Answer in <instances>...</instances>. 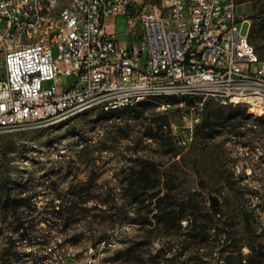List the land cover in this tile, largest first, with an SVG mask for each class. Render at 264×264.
<instances>
[{
  "label": "rangeland",
  "instance_id": "obj_1",
  "mask_svg": "<svg viewBox=\"0 0 264 264\" xmlns=\"http://www.w3.org/2000/svg\"><path fill=\"white\" fill-rule=\"evenodd\" d=\"M235 2L239 28L256 30L251 40L264 59V0ZM117 19L129 39L126 16ZM180 98L0 128V181L27 197L0 205V264H152L153 255L183 250L164 262L264 264V115L216 102L220 117L206 127L204 111L195 122L189 107L158 108L192 103ZM143 166L147 180L132 194L127 184ZM211 195L226 235L208 229Z\"/></svg>",
  "mask_w": 264,
  "mask_h": 264
},
{
  "label": "built area",
  "instance_id": "obj_2",
  "mask_svg": "<svg viewBox=\"0 0 264 264\" xmlns=\"http://www.w3.org/2000/svg\"><path fill=\"white\" fill-rule=\"evenodd\" d=\"M236 9L235 0H0V128L167 84L192 103L158 108L189 107L195 122L210 100L264 106V59ZM120 16L129 39L112 20Z\"/></svg>",
  "mask_w": 264,
  "mask_h": 264
},
{
  "label": "trees",
  "instance_id": "obj_3",
  "mask_svg": "<svg viewBox=\"0 0 264 264\" xmlns=\"http://www.w3.org/2000/svg\"><path fill=\"white\" fill-rule=\"evenodd\" d=\"M260 19H261V33L264 35V8L262 9H258V14H257ZM252 34V35H251ZM249 35H250V38L252 36L253 39H255V35H256V30H254V28L252 29V32H251V26H250V31H249ZM252 41V40H251ZM257 49V48H256ZM258 51V50H257ZM259 53V52H258ZM260 55V53H259ZM261 57V55H260ZM262 58V57H261ZM170 100L173 102V103H176L179 101L178 98H170ZM183 99H181L182 101ZM220 107H223V105H219L215 102V101H208L206 106H205V109H204V117H203V126L205 125L206 127L210 126V124H212V122H214V120L216 118H219V110H220ZM230 107L232 108L233 105L231 104ZM104 113H108V112H104ZM111 113V112H109ZM259 119H263L264 120V117H261ZM156 135L158 137H163L166 135L164 129H163V124H160L158 125V127H156ZM139 175L137 178H134L133 180H130L127 184V187L129 188V191L132 193V194H136L137 191L140 189L138 183L140 182H145L147 180V176L149 174V171L147 170L146 166H143L141 168V170L138 172ZM10 184V181L9 179H1L0 181V185H1V189H0V205H2L3 208H10V207H14L16 208L17 205H18V201L19 200H22V201H25L27 199V197H20L19 196H14L12 193H11V188H9ZM136 197V196H135ZM134 200H137L135 198H133ZM211 209H212V212H213V217L211 218V224L210 226H208V229H211L213 228L216 232V234L218 236H221V234H225V231L224 229L221 228V225H219V223H217V221L214 219V217H217L220 215V212H221V209L219 207V205H212L211 206ZM21 225H24V221L21 223ZM229 238H231V232L228 231L227 232V236H226V239H224L225 242H227V240H229ZM221 240V238L219 239ZM132 252V250L130 248L127 249L126 251V254H128L127 256L130 255V253ZM184 250L179 253H174L170 258L169 257H165V258H159V255H153L151 258L152 260V264H169L168 262L165 263L164 261H168V260H171V259H174V257H179L183 254ZM163 259V260H162ZM133 264V263H131Z\"/></svg>",
  "mask_w": 264,
  "mask_h": 264
},
{
  "label": "bare ground",
  "instance_id": "obj_4",
  "mask_svg": "<svg viewBox=\"0 0 264 264\" xmlns=\"http://www.w3.org/2000/svg\"><path fill=\"white\" fill-rule=\"evenodd\" d=\"M65 2L66 0H57V4H65ZM52 22H54V13H44L43 23H52ZM65 71H72V64H65ZM168 96L181 97L183 99L181 102L187 99L192 101V96L186 95V92L174 91V84L158 85L157 87L149 88L148 91H144L142 92V94L136 97L123 99V100H112L110 102V105L108 106H106V101H88V103L83 105V107H80V105H73V108L71 109L69 114H66L64 116H57L52 121H61V120L70 119L87 109L99 108L100 110L109 113L125 107L136 105L144 100H150L154 98L168 97ZM221 104H229V103H221ZM235 104H246L248 105V107L254 109L256 112H259L264 115V106L257 108L256 106L252 105L249 102H239Z\"/></svg>",
  "mask_w": 264,
  "mask_h": 264
},
{
  "label": "water",
  "instance_id": "obj_5",
  "mask_svg": "<svg viewBox=\"0 0 264 264\" xmlns=\"http://www.w3.org/2000/svg\"><path fill=\"white\" fill-rule=\"evenodd\" d=\"M210 199H211V204L212 205H216L219 202L218 199H217V197H215L213 195L210 196Z\"/></svg>",
  "mask_w": 264,
  "mask_h": 264
},
{
  "label": "crops",
  "instance_id": "obj_6",
  "mask_svg": "<svg viewBox=\"0 0 264 264\" xmlns=\"http://www.w3.org/2000/svg\"><path fill=\"white\" fill-rule=\"evenodd\" d=\"M118 17H116V18H114V19H112L113 21H116L117 22V19ZM238 19H239V17H238ZM244 19H247V18H244ZM240 20V19H239ZM248 21H249V19H247ZM250 22V21H249Z\"/></svg>",
  "mask_w": 264,
  "mask_h": 264
}]
</instances>
